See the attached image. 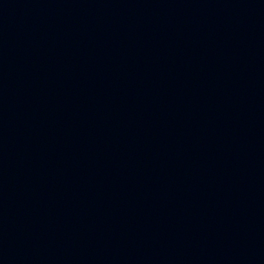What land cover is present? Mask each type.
<instances>
[{
    "label": "water",
    "instance_id": "water-1",
    "mask_svg": "<svg viewBox=\"0 0 264 264\" xmlns=\"http://www.w3.org/2000/svg\"><path fill=\"white\" fill-rule=\"evenodd\" d=\"M264 200V0H0V264H183Z\"/></svg>",
    "mask_w": 264,
    "mask_h": 264
}]
</instances>
